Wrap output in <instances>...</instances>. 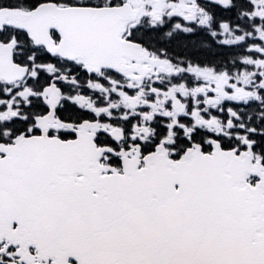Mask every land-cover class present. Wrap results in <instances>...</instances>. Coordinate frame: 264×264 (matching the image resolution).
<instances>
[{
	"label": "snow or ice",
	"instance_id": "1",
	"mask_svg": "<svg viewBox=\"0 0 264 264\" xmlns=\"http://www.w3.org/2000/svg\"><path fill=\"white\" fill-rule=\"evenodd\" d=\"M0 264H264V0H0Z\"/></svg>",
	"mask_w": 264,
	"mask_h": 264
}]
</instances>
